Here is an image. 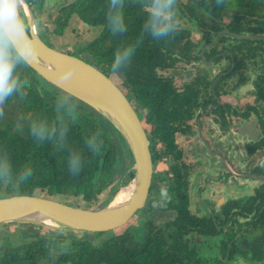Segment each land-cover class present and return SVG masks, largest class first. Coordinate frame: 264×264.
Returning a JSON list of instances; mask_svg holds the SVG:
<instances>
[{"label":"flooded vegetation","instance_id":"af4514ba","mask_svg":"<svg viewBox=\"0 0 264 264\" xmlns=\"http://www.w3.org/2000/svg\"><path fill=\"white\" fill-rule=\"evenodd\" d=\"M109 2L23 0L21 6L31 34L54 50L60 30L79 35L71 26L75 21L89 32L96 27V35L77 46L84 56L57 50L89 63L84 49L103 36L105 26L83 18H105ZM150 2L120 0L121 14H133L135 7L147 16ZM176 30L183 49L151 57L153 73L142 80L156 90L162 106L156 100L142 104L136 86L132 91L114 82L149 141L147 219L137 215L148 262L264 264V0H175ZM14 72L21 83L0 103V143L22 131L34 113L31 98L48 88L50 94L58 91L25 62ZM11 188L0 183V193ZM158 215L164 220H154Z\"/></svg>","mask_w":264,"mask_h":264},{"label":"trees","instance_id":"16d2710c","mask_svg":"<svg viewBox=\"0 0 264 264\" xmlns=\"http://www.w3.org/2000/svg\"><path fill=\"white\" fill-rule=\"evenodd\" d=\"M134 6L139 4L134 2ZM135 7L130 9L133 14L122 15L124 27L118 32L111 30L106 17L83 18L94 25L102 23L105 26L103 36L84 49L91 56L89 63L103 73L111 65L115 51L126 46H131L133 52L121 68L126 69L129 79L136 66L147 67L149 64L153 70L155 64L151 57H155L157 52H151L155 47L144 26L145 11L141 14ZM102 39L106 41L105 45L101 43ZM152 73L142 75L138 83ZM129 86L132 91L135 89L134 84ZM47 90L52 91L50 88ZM48 91L43 96L37 94L31 98L34 113L26 120L22 131L10 132L0 143V165L6 164L8 170L7 176L0 174V183L4 180L18 194L31 196L38 190L51 199L64 200V197L72 196L80 198L86 204L84 208L99 209L131 179L133 160L129 149L118 131L89 106L60 90L54 94ZM61 97L71 102L70 111L58 105ZM138 98L142 104L156 100L160 106L163 105V100L157 99L156 90L143 89L138 92ZM36 122H44L55 131L42 140L37 139L31 133V126ZM113 135L118 137L124 149L126 166L123 171ZM89 140L93 141V146L89 145ZM76 156H79L78 170H70V158ZM25 169H30L31 174L21 180L20 174ZM158 209L163 207L159 205ZM51 229L58 233L46 231L29 238L20 236L14 243L7 235H2L0 264H149L146 241L133 235L95 232L91 233L93 239L90 240L69 237L74 230ZM131 229L135 230L134 227ZM14 234L19 233L16 231Z\"/></svg>","mask_w":264,"mask_h":264},{"label":"water","instance_id":"95a60500","mask_svg":"<svg viewBox=\"0 0 264 264\" xmlns=\"http://www.w3.org/2000/svg\"><path fill=\"white\" fill-rule=\"evenodd\" d=\"M32 36L36 54L25 63L56 89L89 106L118 131L131 154L133 175L99 209L35 195L0 197V224L32 223L88 233L116 230L128 224L147 201L152 160L144 124L113 80L96 66L46 46L34 33Z\"/></svg>","mask_w":264,"mask_h":264},{"label":"clouds","instance_id":"9594fccd","mask_svg":"<svg viewBox=\"0 0 264 264\" xmlns=\"http://www.w3.org/2000/svg\"><path fill=\"white\" fill-rule=\"evenodd\" d=\"M122 5L120 0H110L106 14L107 24L113 32L123 30ZM148 13L145 19V28L153 38H162L175 28V0H151L148 4ZM133 52L131 46L123 47L114 53L110 69L117 72L126 65ZM36 54V42L31 34L30 21L24 16L21 0H0V103L11 97L20 87V81L14 70L17 65L27 62ZM60 107L71 110V102L61 97L57 101ZM55 131L44 122H36L31 126V133L37 139H44ZM93 146V141H88ZM79 156L70 158V170L76 167ZM7 165H0V174L7 176ZM31 174L30 169H25L20 174V179ZM167 190L160 189V195L166 196Z\"/></svg>","mask_w":264,"mask_h":264},{"label":"rangeland","instance_id":"374dc122","mask_svg":"<svg viewBox=\"0 0 264 264\" xmlns=\"http://www.w3.org/2000/svg\"><path fill=\"white\" fill-rule=\"evenodd\" d=\"M188 23H190V22L187 21L186 24L188 25ZM71 26H72V28H74L76 30V32L78 31L77 33L79 35H74L73 33L67 32L66 30H60L58 32V34L61 36V40L58 41L57 44L53 47H55V49H57V50H63V51L66 50L69 53H72V54H75L78 56H84L81 53V51L77 50V46L80 45L83 47L87 42H89L96 35L97 28L89 26V28H90V32H89L85 25H81V24L77 23V21H75L73 24H71ZM176 31H172L170 35H166L165 37H162L159 39L152 37L150 39V42L154 43L156 48L151 49V52H154L156 50V52H157L156 56H159L161 53L169 54L174 49L182 50L183 49L182 47L177 46V41H178V38L181 36V31L180 30H176ZM77 41L79 43H77ZM164 58H165V55H161L159 57V60L162 62L164 60ZM103 69H104V66L102 67V70ZM121 69H123L125 72L122 71ZM121 69H119L117 72H112L110 69V66H109V68H107V69L105 68L103 71L108 75V77L111 80H113V82H115L117 85L121 84V86L124 88H127V86L129 84H134L139 93L143 89L147 90L148 88L152 87V85H150L149 82H147V81H140L138 83V80H141L142 75L152 71V68L149 66V64L147 65V67H139V66L134 67L132 70V77L130 79L128 78L127 74H125L126 69L125 68H121ZM113 139H114L115 145L117 146V148L119 150L120 168L123 171V169L126 166V158H125L124 149H123V146H122L120 140L118 139V137H116V136L114 137V135H113ZM160 187L163 188L162 185ZM174 187H172L170 189V191H173ZM13 190L1 192L0 197H6V196L18 194V193H16L17 192L16 189H13ZM39 193L37 190L34 193V195L47 198V196L44 195V193H40V194ZM63 199L64 200H58V199H55V200L65 202V203H68L70 205L81 206V207H84V205H86L84 202H82V200L80 198H74V197L70 196V197H64ZM144 209H147V207H144ZM143 210L138 211L135 214L136 216H134V218H132L128 222V224H126L120 228H117L116 230H112L111 232L110 231H108V232H110L111 235L116 234L118 236H122L125 234L133 235V236L137 237L138 239H141V240L144 239V241H146L145 236L141 235V230L143 229V227L140 225V223L138 221V219H139L138 216H140L141 213H142L143 217L145 219H147L146 213H148V210H144V211ZM154 220L163 221L164 217H163V215H158L157 217H155ZM133 227L135 228V230L131 229ZM16 231L19 234H14ZM46 231L52 233V232H55L56 230L51 229V228L45 229L43 225L32 224V223L13 222V223H8V225H6V226L3 224L0 225V237L2 235H7V237L11 239L12 243L18 242L19 241L18 239L20 238V236L29 238V237H32L36 233L42 234L43 232H46ZM145 231L149 232L150 230L148 228H145ZM12 233H13V235H11ZM59 233H63V232H59ZM69 237L88 238L90 240L93 239V235L91 233L82 232V231H74V232H72V234ZM171 249H173L175 251L177 250L175 247H171ZM169 252H170V250H169Z\"/></svg>","mask_w":264,"mask_h":264}]
</instances>
